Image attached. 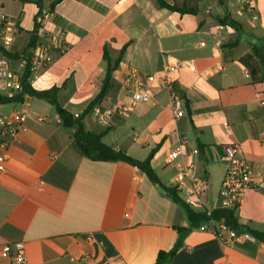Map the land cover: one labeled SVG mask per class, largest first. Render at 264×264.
I'll return each mask as SVG.
<instances>
[{
    "label": "crops",
    "instance_id": "0c3cea01",
    "mask_svg": "<svg viewBox=\"0 0 264 264\" xmlns=\"http://www.w3.org/2000/svg\"><path fill=\"white\" fill-rule=\"evenodd\" d=\"M33 1L0 0V14L19 23L8 51L28 47L39 11ZM54 1L43 0V29L62 35L67 50L52 51L51 64L31 75L34 90L58 87L63 109L82 116L101 91L105 46L117 59L129 45L113 74L116 90L99 106L131 104L121 86L130 69L155 78L148 84L152 99L125 116L115 115L108 127L91 110L82 120L87 131L139 161L157 148L151 165L166 188H176L178 164H192L193 175L207 182L190 206L196 213L221 208L226 145L239 147L249 167L264 172V83L252 52L254 45H264V0H222L223 5L219 0H165L190 6L196 15L168 11L156 0H62L51 9ZM243 1L253 4L257 21ZM226 14L241 25L239 33L213 18ZM236 38L238 45L228 47ZM179 62L194 71L171 74L185 110L175 119L162 76L167 65ZM0 112L26 116L0 175V248L24 242L27 264H155L160 252L175 248L167 264H201L212 255L198 261L191 257L208 244L217 253L212 264H264V242L220 245L211 231L194 230L185 208L137 167L93 161L71 149V133L48 100L27 95L22 103L0 105ZM3 139L0 124V144ZM181 143L184 157L169 162L168 155ZM49 173L54 182L44 179ZM71 174L67 188L55 182ZM178 194L184 201L185 194ZM236 217L243 231L264 233V189L247 190ZM0 264L18 263L4 259Z\"/></svg>",
    "mask_w": 264,
    "mask_h": 264
},
{
    "label": "built area",
    "instance_id": "2783aa9c",
    "mask_svg": "<svg viewBox=\"0 0 264 264\" xmlns=\"http://www.w3.org/2000/svg\"><path fill=\"white\" fill-rule=\"evenodd\" d=\"M243 8L247 10L253 21L258 20L254 6L251 2L243 1ZM18 19L0 14V43L5 49H9L18 33ZM64 52L67 45L62 35L47 32L42 28L38 32V41L33 51L30 62L31 75L36 76L40 70L48 67L52 62V51ZM13 63L7 57L0 55V94L13 98L21 90V79L26 69V62L21 60L18 67L14 68ZM183 69H191L194 66L186 62H179L174 65H167L162 76L163 85L169 90L170 107L175 119L185 115L184 101L181 91L175 87V82L171 74ZM153 76L141 77L139 73L130 69L129 73L121 81V86L126 88L131 96V104L128 107L116 106L114 108H102L95 106L92 111L99 124L110 126L115 115H126L136 105L149 102L152 99L148 91V84L154 82ZM75 118L80 115L75 114ZM26 116L24 113L12 112L3 114L0 112V124L3 126V142L0 144V175L6 171V162L9 159L8 149L11 141L20 130L24 129ZM197 151H195L196 153ZM227 168L220 189L221 208H238L247 190L264 189V172L253 171L247 161L239 156V147L228 144L224 147ZM184 157V143H181L174 151L168 155L169 162L173 163ZM179 170L176 175V188L178 192L184 193V202L191 206L195 199H198L207 189V182L196 177L192 173L193 165L181 162L178 164ZM209 215L211 213H208ZM198 231H211L215 240L220 245L234 246L247 241L256 242L257 239L248 231L237 230L228 226L224 221L205 223L195 228ZM13 259L18 264H27L25 259V243L15 242L0 248V261Z\"/></svg>",
    "mask_w": 264,
    "mask_h": 264
},
{
    "label": "trees",
    "instance_id": "16d2710c",
    "mask_svg": "<svg viewBox=\"0 0 264 264\" xmlns=\"http://www.w3.org/2000/svg\"><path fill=\"white\" fill-rule=\"evenodd\" d=\"M62 0H55L51 4V9L55 7L58 3H60ZM159 7L163 9H167L171 12H178L180 14H193L196 15L197 11L190 7V6H183L179 7L177 5H171L167 3L165 0H156ZM221 5H223V1L219 0ZM39 11L34 19V28L31 32L30 41L28 44V47L22 51V52H11L5 49L2 44H0V55L7 57L12 62H19L21 60H24L27 64L26 69L23 73L22 79H21V90L13 97L8 98L2 94H0V105H7V104H14V103H22L24 101L25 96H33L39 99H46L48 100L56 109L57 113L59 114L65 128L69 130L71 133V144L70 147L75 152H77L79 155L86 157L93 161H123L126 162L134 167H137L142 172L145 173V175L155 184L160 185L165 192L168 194V196L178 204H181L187 214L188 217L193 225V229L199 227L202 224L210 223L211 221L220 222L224 221L228 226L237 229V230H243L241 226L238 223L236 212L238 208H219L216 210H213L211 214L209 215L207 212L204 213H196L192 210L190 206H188L181 198L179 197L177 188H166L159 180L156 172L154 171L151 161L153 157L155 156L157 152V148L153 150L149 157L144 161H139L131 156H129L124 151H117L112 147L107 146L103 142V136L98 135L96 133L87 131L82 123L84 115L89 113L95 106L100 105L103 100H105L109 95L115 92L116 90V81L113 77L114 72L119 67V64L124 58V55L129 47V45H126L121 50L119 56L117 59H112L111 56L108 53V47L105 46L104 48V60L107 64L106 74L104 77V80L102 82V87L99 95L96 97V99L89 105L87 110L84 112L82 116L79 118H75L74 115L67 112L63 109V107L59 104L57 95L59 92L58 87H54L47 91H36L33 89V87L30 84V62L33 57V51L36 47V43L38 41V32L39 29L43 27L42 23V13L44 10L43 7V0H34L33 1ZM220 25L222 26H229L237 31L239 33L242 30L241 25L232 19V17L228 14L225 15V17H219L214 16L213 17ZM239 39L236 38L235 41L229 45L228 47L232 48L236 45H238ZM253 55L256 57V59L259 61L261 66V81L264 83V45H254L252 49ZM199 149L202 150L203 146L199 142ZM52 173L47 174L44 179L54 182L52 178ZM73 175L71 174L66 178V180L62 182H57L60 186L63 188H67L70 185V182L72 180ZM249 233L254 235L257 240L264 242V233L254 231V230H248ZM178 249V248H177ZM177 249L170 252H160L156 263L155 264H167L170 259H172L177 254ZM206 254L208 256L211 254V258H208L205 261H202L201 264H212L214 262V258H216V250L212 246V244H208L206 246L200 247L194 254L192 255L191 260H200L203 258Z\"/></svg>",
    "mask_w": 264,
    "mask_h": 264
}]
</instances>
